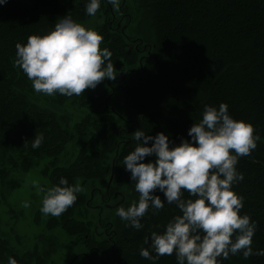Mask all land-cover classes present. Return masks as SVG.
Segmentation results:
<instances>
[{
  "label": "trees",
  "instance_id": "trees-1",
  "mask_svg": "<svg viewBox=\"0 0 264 264\" xmlns=\"http://www.w3.org/2000/svg\"><path fill=\"white\" fill-rule=\"evenodd\" d=\"M125 1L116 12L103 0L95 15L105 18L98 33L101 47L112 53L116 78L104 79L81 96H47L42 104L33 100L32 81L14 63L15 45L48 34L66 15L80 23L93 17L85 10L88 0H7L0 5V181L9 168L48 159L42 175L50 187L64 177L86 190L61 216L48 215L47 229L83 237L88 254L82 264H152L139 254L148 246L145 238L163 232L181 212L167 203L156 214L150 209L139 231L116 215L118 207L139 199L123 165L137 144L132 134L164 133L170 146H178L191 139L188 130L200 122L205 105L225 103L234 119L252 124L261 137L251 156L239 159L236 167L244 179L233 191L244 197L240 215L257 224L253 250L264 249V0H133L134 9ZM138 18L136 36H129ZM72 113L79 116L73 123ZM41 132L44 142L32 149L31 139ZM75 140L81 146L62 164L60 158ZM154 194L165 200L162 192ZM184 199L195 197L185 191ZM95 231L98 242L91 236ZM9 257L18 264H42L32 263V255L11 253L0 237V264H8ZM156 264H177L175 253ZM221 264H264V256L245 259L238 253Z\"/></svg>",
  "mask_w": 264,
  "mask_h": 264
},
{
  "label": "clouds",
  "instance_id": "clouds-1",
  "mask_svg": "<svg viewBox=\"0 0 264 264\" xmlns=\"http://www.w3.org/2000/svg\"><path fill=\"white\" fill-rule=\"evenodd\" d=\"M6 2L0 0V5ZM102 2L88 0L86 13L95 16ZM107 3L119 12L122 0ZM102 41L101 34L66 15L48 34L31 35L26 43H17L14 63L37 93L81 96L104 79L116 78L112 53L101 47ZM255 132L252 124L234 119L228 105L221 103L218 108L205 105L200 122L188 130L191 139H182L178 146H170L164 133L153 137L137 130L132 134L137 144L124 157L123 165L131 173L139 199L127 208L118 207L116 215L139 231L150 209L156 214L167 203L175 204L181 212L163 232L154 231L145 238L148 246L140 249L141 257L156 264L161 256L175 253L177 264H221V259L238 253L245 259L264 256V249L254 251L252 247L257 224L249 215H240L244 197L233 191V185L244 179L236 167L239 159L251 156L261 140ZM44 139L42 132L35 133L32 149L41 147ZM149 142L151 146H147ZM146 157L154 159L144 163ZM35 187L43 194L40 211L52 217L61 216L86 190L81 183L69 184L64 177L57 185ZM157 191L165 200L154 194ZM185 191L195 199H184ZM22 206L29 208L31 202L25 200ZM8 264L18 261L9 257Z\"/></svg>",
  "mask_w": 264,
  "mask_h": 264
},
{
  "label": "rangeland",
  "instance_id": "rangeland-1",
  "mask_svg": "<svg viewBox=\"0 0 264 264\" xmlns=\"http://www.w3.org/2000/svg\"><path fill=\"white\" fill-rule=\"evenodd\" d=\"M128 8L135 7L133 0H126ZM138 18L128 31L129 36H136ZM105 18L93 16L84 22H78L86 28L99 31L104 24ZM33 100L39 104L47 98V95L33 90ZM72 122L79 117L75 113ZM81 146L80 141H73L65 150V158H60L63 164L66 157L72 159ZM49 165V160L44 158L34 160L32 165L23 169H11L4 172L3 180L0 181V237L5 241L8 250L19 256L32 255L34 260L42 264H82L88 254L87 246L81 240L83 237L70 236L59 228L47 229L48 215H44L42 206L43 194L38 192L35 185L50 187L43 177V170ZM29 200L31 207L24 208L22 202ZM98 205V202L95 201ZM93 226L95 227V212L91 213ZM96 230V228L94 229ZM93 241L101 240L100 233L95 231Z\"/></svg>",
  "mask_w": 264,
  "mask_h": 264
},
{
  "label": "water",
  "instance_id": "water-1",
  "mask_svg": "<svg viewBox=\"0 0 264 264\" xmlns=\"http://www.w3.org/2000/svg\"><path fill=\"white\" fill-rule=\"evenodd\" d=\"M110 182H111V180H110Z\"/></svg>",
  "mask_w": 264,
  "mask_h": 264
}]
</instances>
